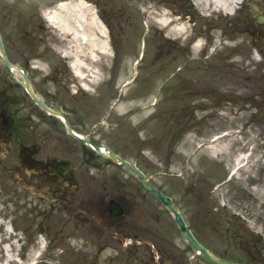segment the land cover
<instances>
[{"label": "rangeland", "instance_id": "374dc122", "mask_svg": "<svg viewBox=\"0 0 264 264\" xmlns=\"http://www.w3.org/2000/svg\"><path fill=\"white\" fill-rule=\"evenodd\" d=\"M27 1L28 7H45L50 3V0ZM89 1L94 3V0ZM97 1L98 6L90 5L105 21L107 9L102 7L100 0ZM143 1L144 3L139 0H120V7L126 13L130 12V15L117 26L108 24L114 41H111L109 53L95 49L96 60H92L87 56L86 44H79L82 58L86 62L89 60L98 73L95 80L90 79L89 75L86 77H89L86 82L92 87L83 101L84 127L90 129L95 119H101L108 112L110 119L103 122L95 134L110 143L124 158L136 163L157 186L170 193L189 224L197 229L202 238L213 240L214 231L211 226L217 224L215 218H212L208 220L209 229L203 227L200 221L202 217L224 215L222 224L231 229L264 227V122L259 128L251 127L248 137L240 138L230 134L221 138L222 148L219 152L212 153L207 147L208 142L212 136L225 130L226 126L232 125L234 117L229 116V123L223 116L211 114V100L205 96L207 91L203 88L206 79L201 69L204 65L202 60L186 61L189 66L185 71L175 68L182 65L179 59L181 53L189 50L182 51L183 44L174 46L171 38L166 37H170L169 24L166 25L161 19L168 17L167 4H158V0ZM111 11L117 10L111 8ZM142 12L146 14L143 15ZM115 19L118 21V18ZM130 21L136 26L135 31L129 25ZM113 28H120L122 32L117 33ZM162 31L165 35H162ZM46 33L48 60L63 59L66 49H72V52L77 49L75 45L71 46L69 36L59 32L57 28L53 33L46 29ZM95 33L98 35L97 31ZM103 38L107 41L106 36ZM137 45H140V49L143 46L145 55L140 60L142 65L134 66L131 59ZM192 54L195 56L196 52ZM110 58H115L114 70L108 76ZM82 69L88 73L86 67ZM136 71L139 74L134 76ZM132 77H135L132 82L121 86V81H130ZM261 77L263 80L253 91L262 95L264 74ZM102 79L106 82L101 83ZM77 81L80 80L77 78ZM103 84L107 86L104 93H100ZM247 88L245 87V99L251 94V89ZM118 92L120 95L116 99L113 95H118ZM113 100L115 104L111 110L109 103ZM257 105L259 109L264 108L262 101ZM245 106L247 111H242L241 116L245 112H251L247 102ZM23 130L25 134L31 133L30 128ZM225 143L228 144L227 148L224 147ZM242 151L250 153L249 160L231 176L233 157ZM128 173L125 169L124 175ZM227 178L228 181H225ZM19 181L11 180L0 168L2 258L7 235L5 227L11 225L19 242L18 245L14 239L9 242L12 251L15 253L17 250L18 256L22 258L21 264L142 263L132 251L128 252L130 254L127 258H114L112 256L119 252V248L107 246L102 249H87L83 235L75 237L71 221L60 214L59 210L41 204L33 194L19 185ZM140 194L148 199L149 206L156 202L142 189L136 200L142 199ZM213 205L218 206V211ZM231 214L235 216L230 217L229 221L226 216ZM160 220L164 221L162 225H170V218L163 209ZM169 235L176 236V232H170ZM176 240V246L182 247L181 240ZM210 243L213 247L217 245L215 242ZM148 260L150 259L146 258Z\"/></svg>", "mask_w": 264, "mask_h": 264}, {"label": "flooded vegetation", "instance_id": "af4514ba", "mask_svg": "<svg viewBox=\"0 0 264 264\" xmlns=\"http://www.w3.org/2000/svg\"><path fill=\"white\" fill-rule=\"evenodd\" d=\"M57 2L50 0L45 7H28L27 0H0V168L11 176L22 177L30 184L27 188L38 191L36 198L40 202L45 203L41 198H46L50 207L70 210L80 230L84 227L95 230L93 222L97 219V227L109 234L110 242L130 240L134 243L131 250L139 257L149 256L152 260L155 253L159 264H222L213 263L191 248V253L185 255L188 244L178 248L175 236L169 235L174 230L162 226V206L136 200L141 190L140 179L129 170L130 174L124 175L127 168L99 154L85 141L69 136L65 126L31 97L23 73L34 95L47 107L61 109L71 128L82 131L98 145L111 147L95 134V124L91 130L84 127L85 95L72 70L62 63L48 65L47 60L42 61L50 24L47 13ZM100 3L107 9L108 18L123 17V9L116 0ZM192 3V0H167L171 17L183 18L195 26L200 17ZM226 3L227 9L216 8L212 13L207 10L205 13L210 16L200 24L206 41L218 42L203 69L208 85L219 90L220 99L231 91L244 100L241 59H249L247 67L264 68V0H226ZM253 57L260 61L252 62ZM38 60L46 68L37 67ZM228 104L225 101L222 105ZM241 108L239 104L238 113ZM27 128L31 129L30 134H25L23 129ZM111 201L122 206V214L111 215L108 206ZM214 208L218 211V207ZM212 218L217 222L211 226L213 240L199 236L194 232L197 229L185 221L213 256L241 264H264V227H224V215L200 218L203 227L209 229L208 220ZM210 242L217 245L213 247ZM150 244L153 248L147 249Z\"/></svg>", "mask_w": 264, "mask_h": 264}, {"label": "bare ground", "instance_id": "6f19581e", "mask_svg": "<svg viewBox=\"0 0 264 264\" xmlns=\"http://www.w3.org/2000/svg\"><path fill=\"white\" fill-rule=\"evenodd\" d=\"M213 4L219 3L221 5H226L225 1L222 0H210ZM83 1H66L64 3H61L59 5V8L57 10H54L53 13H51L50 18L52 22H56V27L59 31L62 33H65L69 36V41L72 43V45H75L77 49H66V53H72V64L74 69L78 72L81 71V67L87 66L89 69L90 78L92 80L97 78V75L94 73V70L91 66L90 61L85 62L82 58L81 54L79 53V44H86L87 48V56L95 57V49H101L102 51L108 52V46L105 40L101 39L100 37H97L93 31L94 29H97L101 31V33H104L103 26L99 23H96L97 20H95V17H92L93 11L90 10V7L85 6ZM89 13H88V10ZM168 19L163 18L161 21L164 23H167ZM74 43V44H73ZM218 136H214V139L210 140L207 145L208 148H210L212 153L219 152V150L222 148L221 143L223 141H219L217 138ZM224 147L227 148L228 144L225 143ZM249 160V155L245 152L237 154L233 158V166L230 169V173L234 174L236 171H238L239 168H242L245 164H247ZM6 231V230H5ZM7 233V231H6ZM10 246V244H9ZM8 246H4L5 253L2 258L0 255V264H12L14 261L15 263L21 264L20 262H16L12 257V254L10 253V250L7 248ZM24 264V263H23Z\"/></svg>", "mask_w": 264, "mask_h": 264}, {"label": "water", "instance_id": "95a60500", "mask_svg": "<svg viewBox=\"0 0 264 264\" xmlns=\"http://www.w3.org/2000/svg\"><path fill=\"white\" fill-rule=\"evenodd\" d=\"M97 150H99V148L96 146ZM122 163L127 166H129V164L126 162V161H122ZM135 171H137L138 173H140V171L138 169H135ZM142 178V182L143 184L145 185L146 188H148L150 191H152L157 197H159V199L162 200V203L163 204H166L167 206H170L171 209H173L172 205H171V201H170V198H167L166 196H164L160 191H157L155 190L154 188L150 187L148 185V183H146V181L144 180L143 177ZM174 211V214H175V218L177 219V222H178V225L180 227V230H182L185 238L187 240H189L191 246H193L194 248H197L199 250H201L202 253L206 254L208 257L212 258L209 253L207 252V250H205L204 247H202L199 242L197 240H195L194 236L189 232L187 231L185 228H184V222H183V219H181V216H179V214L177 213V211L175 209H173Z\"/></svg>", "mask_w": 264, "mask_h": 264}]
</instances>
